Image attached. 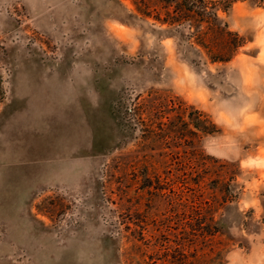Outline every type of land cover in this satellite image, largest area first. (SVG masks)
I'll use <instances>...</instances> for the list:
<instances>
[{
  "label": "rangeland",
  "instance_id": "rangeland-1",
  "mask_svg": "<svg viewBox=\"0 0 264 264\" xmlns=\"http://www.w3.org/2000/svg\"><path fill=\"white\" fill-rule=\"evenodd\" d=\"M213 1L228 61L131 0H0V264H264V0Z\"/></svg>",
  "mask_w": 264,
  "mask_h": 264
},
{
  "label": "trees",
  "instance_id": "trees-1",
  "mask_svg": "<svg viewBox=\"0 0 264 264\" xmlns=\"http://www.w3.org/2000/svg\"><path fill=\"white\" fill-rule=\"evenodd\" d=\"M143 20L165 25L180 47L197 55L206 51L211 61H228L243 45V37L231 31L217 13L213 0H131ZM225 8V7H224ZM203 125L198 124L197 130Z\"/></svg>",
  "mask_w": 264,
  "mask_h": 264
}]
</instances>
